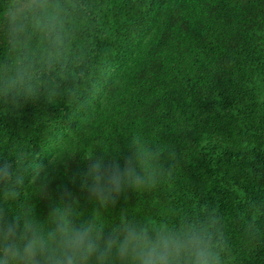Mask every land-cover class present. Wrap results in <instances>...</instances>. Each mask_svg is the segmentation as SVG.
<instances>
[{
	"label": "trees",
	"instance_id": "obj_1",
	"mask_svg": "<svg viewBox=\"0 0 264 264\" xmlns=\"http://www.w3.org/2000/svg\"><path fill=\"white\" fill-rule=\"evenodd\" d=\"M90 3L87 70L103 88L92 106L41 97L0 113V157L47 160L48 146L74 153L57 165L49 190L55 199L66 186L89 212L72 182L84 166L77 149L112 142L123 155L140 136L171 155V173L154 189L122 193L107 218L126 212L163 225L210 212L230 242L226 264H264V0ZM22 175L21 201L30 170ZM32 203L40 216L50 211L47 198Z\"/></svg>",
	"mask_w": 264,
	"mask_h": 264
},
{
	"label": "clouds",
	"instance_id": "obj_2",
	"mask_svg": "<svg viewBox=\"0 0 264 264\" xmlns=\"http://www.w3.org/2000/svg\"><path fill=\"white\" fill-rule=\"evenodd\" d=\"M92 9L90 0H0V113H18L41 97L92 106L104 85L87 70ZM109 144L77 149L84 166L72 182L92 203L89 212L66 186L55 199L49 190L57 165L74 153L48 146L47 160L0 157V264H226L230 242L210 212L184 213L163 225L126 212L107 218L122 193L154 189L172 170L171 155L140 136L127 140L123 155ZM24 168L30 181L21 201ZM34 197L48 199L46 216L37 214Z\"/></svg>",
	"mask_w": 264,
	"mask_h": 264
}]
</instances>
